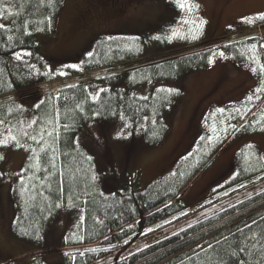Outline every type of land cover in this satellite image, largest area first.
<instances>
[{
  "label": "trees",
  "instance_id": "obj_1",
  "mask_svg": "<svg viewBox=\"0 0 264 264\" xmlns=\"http://www.w3.org/2000/svg\"><path fill=\"white\" fill-rule=\"evenodd\" d=\"M62 4L63 0L0 4L5 12L0 16L4 25L0 116L14 134L23 128V138L33 140L32 151L5 197L0 188V215L11 219L17 236L45 239V244L56 242L50 238L55 220L64 217L72 226L78 224L79 235L68 234L65 239L70 249L64 264H257L264 252V184L192 219L181 192L216 150L240 134L264 130V14L251 23L253 31L232 36H219L221 28L212 24L205 39L191 43L180 37L176 44L150 46L133 39L122 42L121 36L100 42L69 72L73 77L69 82L45 68L40 52L41 37L56 34ZM111 31L91 33L86 44ZM147 48L153 53L140 54ZM220 50L238 64L253 62L260 79L253 94L238 102H210L207 109L194 105L190 141L169 158V168L160 175L142 182L138 170L125 176L116 172L111 154L97 145L86 124L97 120L121 127L118 118H124L141 124L145 145H157L167 135L183 95L178 78ZM33 64L38 68L33 69ZM80 68L104 71L89 78ZM53 81L55 89L48 86ZM91 82L100 85L96 97L87 88ZM26 99L33 102L29 125L22 117ZM230 164L236 165V174L217 189L215 198L264 180V160L256 143L238 149ZM32 255L31 264L43 263L39 252ZM103 258L106 261H100Z\"/></svg>",
  "mask_w": 264,
  "mask_h": 264
},
{
  "label": "rangeland",
  "instance_id": "obj_2",
  "mask_svg": "<svg viewBox=\"0 0 264 264\" xmlns=\"http://www.w3.org/2000/svg\"><path fill=\"white\" fill-rule=\"evenodd\" d=\"M105 1L63 0L55 36L45 39L41 37L40 52L42 60L46 61L45 68L61 73L62 81L72 82L73 77L69 72L78 68L80 58L88 55L94 46L103 41L111 42L112 39L121 36L122 42L133 39L152 46L158 43L176 44L180 37H184L191 43L205 39L206 28L212 24L221 28L222 33H219V36L249 33L254 30L251 23L255 17L264 14V0H167L170 9L165 8L166 0H108V3ZM180 4H184L185 7L181 8ZM163 9H167L166 13ZM161 13H165L163 17ZM97 31L111 32L103 33V36L86 44L87 37ZM151 53L153 49L147 48L140 54ZM33 66V69L38 68L37 64ZM103 71L101 68L89 70L80 68V73L89 78L97 77ZM178 81L183 95L169 121L167 135L157 145H145L142 142L141 124L134 125L124 118H118L121 127L107 121L99 123L97 120L86 124V130L88 129L97 145L98 143L104 145L105 152L111 154L116 172L122 171L121 174L125 176L129 171L138 170L142 182L160 175L169 168L167 166L169 158L176 155L179 150L185 149L190 141L192 135L190 115L194 105L198 104L201 109H207L209 103L217 99L224 103L229 100L238 102L243 97L252 95L253 90L260 84L251 60L238 64L227 52L221 50L212 55L207 63L198 64L184 73ZM48 86L56 88L54 81ZM87 88L91 96L96 97L100 85L98 82H91ZM32 106L31 99H26L22 105L24 125H29L33 120ZM24 133L25 129L21 128L14 134L0 116V188L3 197L6 196L8 186L17 177L32 151L33 140L24 139ZM29 134L31 133L27 130V135ZM131 136L135 137L134 141L130 140ZM251 143L258 145L259 153L264 160V130L254 129L252 132L238 135L227 146L216 150L208 162L195 173L181 192L184 201L192 209L189 218L202 216L263 186L264 180L235 194L215 198L217 189L236 174V165L230 164L234 153ZM131 145L135 148L129 153ZM182 154L185 155L186 152L180 155ZM100 157L102 158V155ZM225 165H227L225 171L213 178L222 172ZM117 176L118 174L115 177ZM182 221L169 226V229L179 226ZM73 224L64 217L55 220L50 238L56 242L45 244V239L33 241L17 236L10 228L11 219L0 215V264H31L34 252L41 254L42 264H64V255L70 249L66 237L68 238V234L75 237L79 235L78 224L72 226ZM60 235H63L61 241ZM140 242L141 239L136 241L134 246ZM103 260L106 261V258L100 261Z\"/></svg>",
  "mask_w": 264,
  "mask_h": 264
},
{
  "label": "snow or ice",
  "instance_id": "obj_3",
  "mask_svg": "<svg viewBox=\"0 0 264 264\" xmlns=\"http://www.w3.org/2000/svg\"><path fill=\"white\" fill-rule=\"evenodd\" d=\"M4 0H0V4H3ZM181 8H184L185 5L184 4H180L179 5ZM5 12L2 8H0V16H4ZM4 25L0 24V28H3ZM19 58V57H18ZM209 247H211V245H209ZM243 251V249H241ZM262 258L257 262V264H264V252H262Z\"/></svg>",
  "mask_w": 264,
  "mask_h": 264
},
{
  "label": "flooded vegetation",
  "instance_id": "obj_4",
  "mask_svg": "<svg viewBox=\"0 0 264 264\" xmlns=\"http://www.w3.org/2000/svg\"><path fill=\"white\" fill-rule=\"evenodd\" d=\"M219 101L221 102V100H220V99H217V100H215V101H212V103H214V104H215V103H217V102H219ZM221 103H223V101H222Z\"/></svg>",
  "mask_w": 264,
  "mask_h": 264
}]
</instances>
